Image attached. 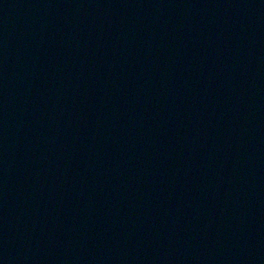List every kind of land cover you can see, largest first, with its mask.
Here are the masks:
<instances>
[{
	"label": "water",
	"instance_id": "water-1",
	"mask_svg": "<svg viewBox=\"0 0 264 264\" xmlns=\"http://www.w3.org/2000/svg\"><path fill=\"white\" fill-rule=\"evenodd\" d=\"M0 264H264V0H0Z\"/></svg>",
	"mask_w": 264,
	"mask_h": 264
}]
</instances>
